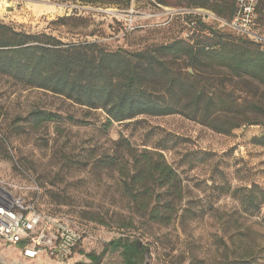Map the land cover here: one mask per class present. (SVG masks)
I'll return each mask as SVG.
<instances>
[{"label": "rangeland", "instance_id": "obj_1", "mask_svg": "<svg viewBox=\"0 0 264 264\" xmlns=\"http://www.w3.org/2000/svg\"><path fill=\"white\" fill-rule=\"evenodd\" d=\"M0 0V23L19 32L47 34L65 44L96 43L109 52H142L184 41L210 46L217 38L191 30L181 8L199 7L229 18L236 0ZM191 9V8H189ZM218 11L222 12L220 16ZM256 31L264 36V0ZM206 25L219 28L217 23ZM224 41L243 39L223 29ZM248 40V39H244ZM250 41V40H249ZM252 42V41H251ZM183 71L191 75L192 68ZM176 68V67H175ZM201 86L222 97L223 111L215 124L233 128L220 134L182 115L142 116L107 125L102 110H90L63 96L26 88L0 75V179L28 196L39 198L42 212L61 218L78 229L86 241L66 263L20 258L17 247H0L7 264H123L122 249L112 242L139 241L138 264H264V209L242 206L246 190L264 192V147L255 139L264 134V84L237 78L207 63L198 72ZM38 113L52 121L37 125ZM249 122H257L251 125ZM130 143L129 156L119 142ZM149 150L178 175L176 221L133 230L113 223L132 216L117 186L120 172L131 169L132 156ZM128 165V166H127ZM110 221V226L99 220ZM185 219V220H184ZM253 260H252V259Z\"/></svg>", "mask_w": 264, "mask_h": 264}, {"label": "trees", "instance_id": "obj_2", "mask_svg": "<svg viewBox=\"0 0 264 264\" xmlns=\"http://www.w3.org/2000/svg\"><path fill=\"white\" fill-rule=\"evenodd\" d=\"M130 1L125 0V3L129 5ZM104 3L117 2L109 0ZM237 3L238 0L229 18H220L232 20L237 12ZM218 14L221 16L222 12L218 11ZM192 20L191 16L186 17L187 26ZM200 29L208 37L218 40L203 47L180 40L129 53L109 52L96 43L65 44L47 34L19 32L0 23V75L26 88L63 96L90 110H102L107 115L108 126L142 116L182 115L227 135L231 129L241 126L236 123L230 130L222 128L229 120L221 125L215 124L218 118L213 117L223 111L220 104L224 102L216 92L208 93L201 86L198 72L209 63L228 69L237 78L248 77L264 84V49L249 40L240 39L237 43L224 41L223 29L200 21L191 30ZM183 63L195 74L184 72ZM53 118L51 114L38 113L35 119L40 125ZM249 123L255 125L257 122ZM120 143L130 156L133 152L130 143ZM255 143L264 147V134L256 138ZM3 154L0 146V155ZM132 158L131 169L120 172L117 186L134 214L113 223L125 230L138 226L171 225L176 221V217L170 215L178 210L176 200L163 202L162 198L178 193V175L158 152L144 150ZM246 192L247 199L242 206L256 212L264 209V192L260 188L253 186ZM98 222L104 226L111 225L110 221L103 219ZM109 247L122 249L123 264H138L143 253L137 240L124 244L116 241ZM249 258L242 256L240 263L250 264ZM91 260L98 264L99 258L91 256Z\"/></svg>", "mask_w": 264, "mask_h": 264}, {"label": "built area", "instance_id": "obj_3", "mask_svg": "<svg viewBox=\"0 0 264 264\" xmlns=\"http://www.w3.org/2000/svg\"><path fill=\"white\" fill-rule=\"evenodd\" d=\"M261 1L238 0L232 20L200 8H181L176 15L191 16L194 20L188 24L190 29H194L197 21L217 23L220 29L231 30L264 49V36L256 31ZM18 191L0 179V247L21 246L20 258L26 262L71 260L84 245V235L69 222L42 212L38 196L30 198L27 190Z\"/></svg>", "mask_w": 264, "mask_h": 264}, {"label": "water", "instance_id": "obj_4", "mask_svg": "<svg viewBox=\"0 0 264 264\" xmlns=\"http://www.w3.org/2000/svg\"><path fill=\"white\" fill-rule=\"evenodd\" d=\"M0 264H7L1 256H0ZM13 264H22V263L18 262V263H13ZM146 264H150V263L147 262Z\"/></svg>", "mask_w": 264, "mask_h": 264}]
</instances>
